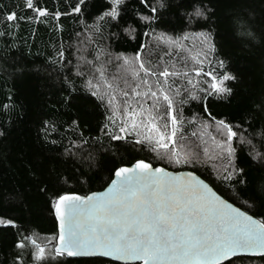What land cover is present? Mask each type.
<instances>
[{
	"label": "trees",
	"instance_id": "obj_1",
	"mask_svg": "<svg viewBox=\"0 0 264 264\" xmlns=\"http://www.w3.org/2000/svg\"><path fill=\"white\" fill-rule=\"evenodd\" d=\"M36 2L48 9V15L37 18L25 7V0H0V217L14 221V225H0V264H120L100 257H56L51 246L45 248L44 260L36 261L30 242L24 249L15 245L26 236L43 245L58 232L52 208L56 194L85 195L101 190L117 167L138 159L172 170H192L226 199L264 219V209L244 203L247 200L250 205L253 190L264 185V161L254 158L257 152L264 153V0H170L160 21L151 26L140 20L150 13L139 0H124L115 20L103 15L110 10L111 0H85L80 13L71 11L78 0ZM201 3L215 15L189 24L185 13ZM56 11L61 12L58 18L53 15ZM9 12H15L16 19L8 21ZM236 16L246 17L250 24H235ZM201 31L213 32L217 57L226 61V70L237 79L227 82L232 95L207 98V112L200 100L190 99L182 90L174 98L184 118L177 139L182 133L189 144L200 145L198 137L191 135L202 131L200 121L211 123L209 131L215 134L211 117L223 119L239 134L232 142L236 149L233 165L229 166L227 159L203 156L199 163H169L150 145L137 144L142 137L131 129L124 140H112L108 132H118L122 111H117L116 125H111L107 117L112 112L85 91L84 83L89 79L86 68L103 64L109 76L123 77L117 72V55L131 58L139 53L146 63L151 60L157 64L167 50L164 45L156 47L154 35L161 32L173 37L189 33L184 43L194 54L199 42L192 37ZM97 56L95 65L86 63ZM174 62L180 69L181 64L167 56L162 61L169 66ZM78 71L84 75L78 76ZM66 80L78 89L68 103L63 100L68 95ZM205 86L201 83L199 87ZM117 100L123 104L119 92ZM193 117L195 122L189 123ZM106 123L108 129H104ZM208 147L212 148L211 141ZM233 167L243 169V176L225 180ZM238 179L245 183H236ZM224 264H264V257L242 256Z\"/></svg>",
	"mask_w": 264,
	"mask_h": 264
},
{
	"label": "snow or ice",
	"instance_id": "obj_2",
	"mask_svg": "<svg viewBox=\"0 0 264 264\" xmlns=\"http://www.w3.org/2000/svg\"><path fill=\"white\" fill-rule=\"evenodd\" d=\"M84 3L85 0H78L71 11L80 13ZM123 3L124 0H111L110 10L104 12V17L117 19ZM139 3L150 13L140 16V20L149 26L159 22L162 11L170 6V0H155V3L139 0ZM25 7L35 12L37 18L48 15V9L40 7L36 0H25ZM53 15L58 18L61 12L56 11ZM185 15L192 24L207 21L215 13L201 3ZM6 19H16V13L9 12ZM234 23L250 24L246 17L239 16L234 18ZM247 34L252 35L251 32ZM195 35L200 38L199 49L193 54V50L184 43L189 33L175 37L163 32L155 34L156 47L164 45L167 48L157 64L153 65L151 60L146 63L139 53L131 58L117 55L115 60L120 62L117 72H122L123 77L109 76L101 64L85 81L84 88L112 112L107 117L111 125H116L117 111H122L118 132H108L112 140H124L131 129L137 137H142L136 140L137 144L150 145L158 157L166 158L169 163H199L203 156L208 160L227 159L228 165L232 166L236 155L232 142L239 134L231 123L216 120L210 112L208 115L215 124V134L209 131L212 124L204 120L200 121L202 131L191 133L192 137H198L202 148L189 144L182 133L177 139L184 118L182 110L175 107L174 98L180 96L183 90L190 99L200 100L207 112V104L204 103L207 98L232 95L233 89L227 86V82L237 79L226 70V61L217 57L213 32L201 31ZM58 55L62 57L63 52ZM165 56L179 62L181 68L177 69L175 62L170 66L162 63ZM97 61L99 56L86 63L95 65ZM108 62L111 63V59ZM205 66L208 71H205ZM77 75L83 76L84 73L78 71ZM97 76L99 79H96ZM201 83L206 86L199 87ZM65 85L68 95L63 100L68 103L78 89L69 80L65 81ZM117 92L123 98L122 105L117 100ZM197 92L203 95H197ZM185 102L181 100V103ZM195 120L193 117L189 123ZM73 124L76 122L73 121ZM47 126L48 122H45V132ZM108 127L106 123L104 129ZM261 135L264 136V133ZM239 138L245 140L243 136ZM254 158L264 161V153L257 152ZM243 173V169L233 167L224 179L232 180L234 175L242 177ZM236 183L244 184L245 181L238 179ZM250 200V205L247 200L244 202L249 208L264 209V185L253 190ZM52 208L59 230L51 240L42 246L36 239L26 236L15 245L24 249L26 242H30L35 248L33 256L36 261L44 260L45 248L52 241H56L53 245L56 257L65 254L116 257L142 261L143 264H222L241 252L264 253V219H256L222 199L194 173H171L163 167H154L144 159L136 160L131 166L117 167L114 178L103 192L84 196L56 194ZM0 225H14V221L0 217Z\"/></svg>",
	"mask_w": 264,
	"mask_h": 264
},
{
	"label": "water",
	"instance_id": "obj_3",
	"mask_svg": "<svg viewBox=\"0 0 264 264\" xmlns=\"http://www.w3.org/2000/svg\"><path fill=\"white\" fill-rule=\"evenodd\" d=\"M146 161V160H145ZM146 162H149V161H146ZM135 163V162H134ZM151 163V162H150ZM123 166H131V165H123ZM154 167H163L165 168L168 172H171V173H175V174H184V175H187L189 173H194L195 176L197 177L198 180L202 181L204 184H206L208 186V188H210L213 192H215L218 196H220L222 199L228 201L229 203H232L233 206L235 207H239L237 206L236 204H234L233 202L229 201L228 199H226L224 196H222L208 181H206L204 178H202L199 174H197L196 172L192 171V170H172V169H168L162 165H153ZM113 178H114V175H113ZM110 184V182H109ZM109 184L101 189V190H98V191H93V192H103L107 189V187L109 186ZM93 192H90L88 194H85V195H90L91 193ZM75 194H78V193H75ZM78 195H81V196H84L83 194H78ZM240 208V207H239ZM242 211H245L244 209L241 208ZM247 212V211H246ZM248 214L250 215H253L251 213L248 212ZM254 216V215H253ZM254 218L256 219H259L258 217L254 216ZM57 224H58V230H59V222L57 221ZM56 243V241H52L51 243H48L46 247H49L51 246L52 249H53V245ZM44 245V244H43ZM42 245V246H43ZM242 256H247V257H264V253H261L259 251H248V252H241V253H238L237 256H234V257H229L227 260L223 261L222 264L234 259V258H237V257H242ZM63 257H66V258H94L95 256H68L67 254H65ZM100 258H104V259H107V260H110V261H113V262H117V263H120V264H143L142 261H138V260H131V259H117L116 257H100Z\"/></svg>",
	"mask_w": 264,
	"mask_h": 264
},
{
	"label": "rangeland",
	"instance_id": "obj_4",
	"mask_svg": "<svg viewBox=\"0 0 264 264\" xmlns=\"http://www.w3.org/2000/svg\"><path fill=\"white\" fill-rule=\"evenodd\" d=\"M199 37L198 36H194L192 37V40L196 41V42H199ZM192 42V41H191ZM89 59V58H88ZM95 72V69L94 67H87L86 68V73L88 75V77L90 78L92 76V74ZM96 79H99V77L97 76ZM95 82V81H94Z\"/></svg>",
	"mask_w": 264,
	"mask_h": 264
}]
</instances>
